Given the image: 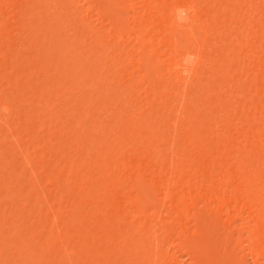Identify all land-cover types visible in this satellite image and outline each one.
<instances>
[{
    "label": "bare ground",
    "instance_id": "6f19581e",
    "mask_svg": "<svg viewBox=\"0 0 264 264\" xmlns=\"http://www.w3.org/2000/svg\"><path fill=\"white\" fill-rule=\"evenodd\" d=\"M0 264H264V0H0Z\"/></svg>",
    "mask_w": 264,
    "mask_h": 264
}]
</instances>
